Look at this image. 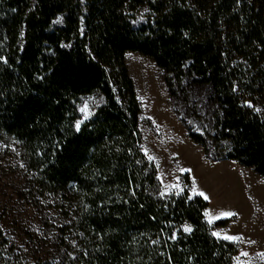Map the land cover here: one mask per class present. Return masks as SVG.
I'll return each instance as SVG.
<instances>
[{
  "label": "trees",
  "instance_id": "trees-1",
  "mask_svg": "<svg viewBox=\"0 0 264 264\" xmlns=\"http://www.w3.org/2000/svg\"><path fill=\"white\" fill-rule=\"evenodd\" d=\"M127 51L164 70L188 116L200 118L188 86L210 84L212 112L190 138L264 177V0H0V141L62 198L59 264H236L205 198L162 194ZM90 94L103 103L82 120ZM0 264H32L1 222Z\"/></svg>",
  "mask_w": 264,
  "mask_h": 264
},
{
  "label": "rangeland",
  "instance_id": "rangeland-1",
  "mask_svg": "<svg viewBox=\"0 0 264 264\" xmlns=\"http://www.w3.org/2000/svg\"><path fill=\"white\" fill-rule=\"evenodd\" d=\"M125 63L141 108L143 150L157 166L162 194L179 195L188 190L193 197L204 193L208 197L205 218L212 234L220 239L225 235L240 237L226 239L238 246L236 264H264V177L236 160L208 157L204 147L189 136L187 125L200 132L202 119L210 117L212 86H188V102L200 114V118H194L187 115L182 97L171 96L164 70L151 57L127 51ZM102 103L99 94L82 97V120ZM85 105L86 110L81 111ZM63 205L61 196L33 187L17 143L0 141V222L32 264H59V227L66 222ZM224 212L234 215L221 216ZM221 219L229 221L225 226L215 225ZM185 226L192 230L185 223L183 231ZM244 252L248 255H242Z\"/></svg>",
  "mask_w": 264,
  "mask_h": 264
},
{
  "label": "snow or ice",
  "instance_id": "snow-or-ice-1",
  "mask_svg": "<svg viewBox=\"0 0 264 264\" xmlns=\"http://www.w3.org/2000/svg\"><path fill=\"white\" fill-rule=\"evenodd\" d=\"M245 103H248L249 106L251 107L250 102H247V101H246ZM86 108H87V105H85L84 108L81 109V111H85ZM80 124H81V121L77 120V121H76V124H75V127H76L77 130L80 129ZM194 191H195V190H194ZM199 194H200V195H203L205 199H208V197H207L206 195H204V193L201 192V193H199ZM220 215H221V216H232V215H234V213H231V212H224V213H221ZM190 230H191L190 228H188L187 226H185V231H190ZM215 234H216V233H214V235H215ZM224 238H225V239H228V240H238V239H240V237H238V236H227V235H225ZM242 255L247 256L248 253H247V252H244V253H242ZM262 255H264V254H262Z\"/></svg>",
  "mask_w": 264,
  "mask_h": 264
}]
</instances>
